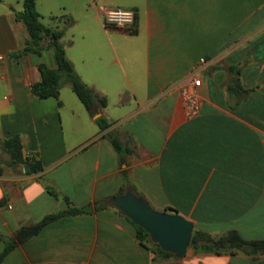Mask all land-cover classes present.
<instances>
[{"label":"crops","instance_id":"crops-1","mask_svg":"<svg viewBox=\"0 0 264 264\" xmlns=\"http://www.w3.org/2000/svg\"><path fill=\"white\" fill-rule=\"evenodd\" d=\"M21 1L0 0V140L18 134L22 157L42 167L28 172L0 146V233L66 208L64 197L87 210L48 222L0 264H264V251L157 255L108 202L129 186L211 236L264 238V0H34L40 21L62 29L77 75L106 98L91 108L63 82L57 98L30 91L37 63H56L50 48L15 53L29 37ZM102 8L133 9V29L105 26ZM200 57V109L187 117L173 83ZM234 77L247 90L238 101Z\"/></svg>","mask_w":264,"mask_h":264},{"label":"trees","instance_id":"trees-1","mask_svg":"<svg viewBox=\"0 0 264 264\" xmlns=\"http://www.w3.org/2000/svg\"><path fill=\"white\" fill-rule=\"evenodd\" d=\"M15 16L19 17L23 21L29 34V37L26 39L23 47L15 53L27 51L38 53L42 48H50L56 63L54 67H49L43 62L37 63V69L40 77L37 81L30 85V91L34 95L40 98L49 96L57 98L61 83L68 81L71 90L84 107L91 108L95 104L99 107L105 105L106 98L103 95L96 94L91 87L87 86L80 79L73 69L72 63L66 57L64 47L60 41L62 29L46 26L40 21L39 14L34 5V0H22L21 9L15 12ZM234 69L235 72L239 70L236 66ZM236 86H238V82L237 78L234 77L229 85V90L238 94L240 92L237 90ZM246 92L247 90L241 88L240 94L242 95L241 97H238L237 101L243 98ZM106 124L107 122L105 120L98 122L100 128L104 127ZM107 137L112 147L117 152L124 149L123 144L115 135L107 134ZM0 146L8 153L10 163L23 161L25 170L28 172L41 169V162L38 158L22 157V145L18 134H12L4 139H1ZM47 189L53 196L57 195V192L54 189L50 187H47ZM64 199L68 205L66 208L46 213L31 223L22 224L18 226L10 236L0 233V240L3 243L0 250V261L17 243L22 242L23 240L36 234L41 227L48 222L63 215L80 213L87 210L84 206L71 205L68 202L67 197H64ZM121 214H123L124 217L133 225L135 237L138 241H140V243L150 248V250L157 255H173L170 251L162 249L156 242L152 241L148 233L142 227L134 223L123 212H121ZM187 246H190L194 251L215 253L223 251L231 252L239 249L244 251H264V238L245 239L235 229H228L218 236H211L204 230L192 228Z\"/></svg>","mask_w":264,"mask_h":264},{"label":"water","instance_id":"water-1","mask_svg":"<svg viewBox=\"0 0 264 264\" xmlns=\"http://www.w3.org/2000/svg\"><path fill=\"white\" fill-rule=\"evenodd\" d=\"M108 202L142 227L162 249L176 257L183 255L193 226L190 219L177 212L152 208L129 186L109 196Z\"/></svg>","mask_w":264,"mask_h":264},{"label":"built area","instance_id":"built-area-1","mask_svg":"<svg viewBox=\"0 0 264 264\" xmlns=\"http://www.w3.org/2000/svg\"><path fill=\"white\" fill-rule=\"evenodd\" d=\"M135 14L130 8H102V22L105 26L119 27L131 30L134 26ZM2 55L0 54V63ZM204 58L200 57L198 63L191 71L173 83L174 88L181 98L184 113L187 117L194 116L200 109L198 87L201 84V76L198 74Z\"/></svg>","mask_w":264,"mask_h":264},{"label":"rangeland","instance_id":"rangeland-1","mask_svg":"<svg viewBox=\"0 0 264 264\" xmlns=\"http://www.w3.org/2000/svg\"><path fill=\"white\" fill-rule=\"evenodd\" d=\"M56 12V11H55ZM57 13V12H56ZM42 20L44 21V22H47V21H49V19H48V15H47V13H43V18H42ZM82 25H84L83 23H81L80 21L77 23V24H75V28H78V27H80V26H82ZM69 34H70V32H69ZM64 83V86H63V88H62V92L64 91V90H67L69 93H71L72 95H74L73 94V91L71 90V87H70V84H69V82L68 81H64L63 82ZM151 206V205H150ZM152 207V206H151ZM153 208V207H152Z\"/></svg>","mask_w":264,"mask_h":264}]
</instances>
